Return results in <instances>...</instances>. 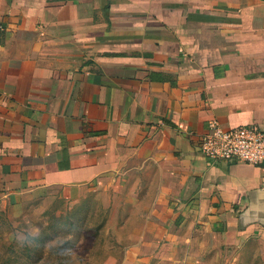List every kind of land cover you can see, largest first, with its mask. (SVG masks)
I'll list each match as a JSON object with an SVG mask.
<instances>
[{"label":"crops","instance_id":"0c3cea01","mask_svg":"<svg viewBox=\"0 0 264 264\" xmlns=\"http://www.w3.org/2000/svg\"><path fill=\"white\" fill-rule=\"evenodd\" d=\"M213 121L264 127V0H0V197L122 192L115 264H264V168L205 158Z\"/></svg>","mask_w":264,"mask_h":264},{"label":"rangeland","instance_id":"374dc122","mask_svg":"<svg viewBox=\"0 0 264 264\" xmlns=\"http://www.w3.org/2000/svg\"><path fill=\"white\" fill-rule=\"evenodd\" d=\"M131 205L122 192L0 197V264H115L138 220Z\"/></svg>","mask_w":264,"mask_h":264},{"label":"built area","instance_id":"2783aa9c","mask_svg":"<svg viewBox=\"0 0 264 264\" xmlns=\"http://www.w3.org/2000/svg\"><path fill=\"white\" fill-rule=\"evenodd\" d=\"M200 153L212 162H238L264 168V127L223 129L217 122L201 137Z\"/></svg>","mask_w":264,"mask_h":264}]
</instances>
